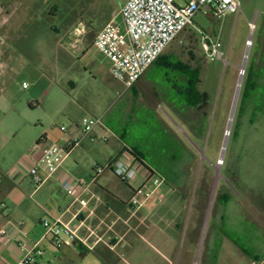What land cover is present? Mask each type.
<instances>
[{
  "label": "crops",
  "instance_id": "1",
  "mask_svg": "<svg viewBox=\"0 0 264 264\" xmlns=\"http://www.w3.org/2000/svg\"><path fill=\"white\" fill-rule=\"evenodd\" d=\"M112 20L115 21L109 19L106 23ZM181 34L177 39L179 45ZM172 43L131 88L124 89L112 79L116 86L114 99L106 97L103 101L101 97L85 104L78 102L82 113L87 111L100 119L90 135L94 141L82 138L78 146L70 147L71 140L81 136L77 126L86 117L77 115L69 125L61 124L67 127L65 133L57 129L53 133L42 132L30 148L27 161L1 174L0 230H5V235H0V264H15L27 252H33L38 264H253V260L264 264V216L255 213L253 217L251 206L239 205L241 218L235 222L225 216L224 202L220 207L224 216L205 219L203 213L193 211V204L184 201L183 180L190 163L198 161L190 153L188 135L192 139L198 137L190 132L186 115L190 111L188 89L199 66L195 58L188 60L180 47ZM160 66L176 72L175 81L166 82L180 100L186 95L185 104L175 106L164 101L167 88L158 85L162 80L153 73ZM250 69L253 71L252 66ZM197 78L200 82L198 74ZM255 85L248 101L253 105L246 108L261 113L264 86ZM159 100L164 101L167 111L158 113ZM191 114L194 117L192 109ZM167 116H173L183 130L177 127L178 132L175 131L166 121ZM51 144L65 149L67 154L58 170L35 187L29 171ZM131 154L137 155L141 164ZM116 158L140 173L147 168L162 179L155 189L150 183L144 187L151 195L139 198L140 207L129 205L133 192L125 184L126 190L115 185V181H120L109 172L99 176L93 173L97 166H105ZM65 181L74 187L72 195L62 189ZM80 200L87 202L85 207ZM44 219L67 225L78 240L60 244L46 234L41 224ZM258 224L262 227L255 233L262 243L253 246L248 235H253L251 226ZM234 237L248 244L252 252L246 251ZM85 239L88 245L82 243ZM37 250L40 255L35 253Z\"/></svg>",
  "mask_w": 264,
  "mask_h": 264
},
{
  "label": "rangeland",
  "instance_id": "2",
  "mask_svg": "<svg viewBox=\"0 0 264 264\" xmlns=\"http://www.w3.org/2000/svg\"><path fill=\"white\" fill-rule=\"evenodd\" d=\"M126 1L0 0V176L25 163L39 135L56 131L52 126L69 125L77 115L97 118L90 112L82 113L79 103L101 97L103 101L106 97L114 99L116 86L109 62L92 41L109 19L121 21L119 11ZM237 1V14L220 19L196 14L194 28L182 32L179 38L182 44L178 40L172 43L188 60L198 61L200 82L192 90L196 94L205 92L208 102L203 109L206 116L195 121L203 119L202 137L192 139L188 135L190 153L198 161L190 163L183 180L184 201L193 204V211L203 213L205 219L224 216L225 212L235 222L241 218L239 205L251 206L252 216H264V111L253 113L246 108L253 105L248 102L241 107L237 128L233 127L250 66L257 76L255 83L264 86V0ZM197 29L219 41L222 59L211 60L204 55L202 35ZM153 73L162 80L158 85L167 88L165 102L175 106L186 103V95L180 100L166 82L175 81V71L160 66ZM164 101L157 102L158 113L167 111ZM188 111L186 117L192 124L191 107ZM167 117L175 131L177 127L183 130L173 116ZM146 160L152 164L149 157ZM115 185L126 190L121 182L115 181ZM260 227L251 226L254 232L248 239L253 246L262 243L255 233ZM234 240L252 252L241 239ZM262 248L264 251V244ZM252 262L259 264L257 260Z\"/></svg>",
  "mask_w": 264,
  "mask_h": 264
},
{
  "label": "built area",
  "instance_id": "3",
  "mask_svg": "<svg viewBox=\"0 0 264 264\" xmlns=\"http://www.w3.org/2000/svg\"><path fill=\"white\" fill-rule=\"evenodd\" d=\"M240 6L237 0H127L119 11L121 24L109 21L95 35L92 46L109 62L111 78L120 83L124 89L131 88L146 70L160 57L163 51L179 35L193 26L196 14L211 19H220L229 13H239ZM253 28L252 25H250ZM198 30V29H197ZM199 31V30H198ZM202 35V51L204 55L213 59H222L220 43L218 40ZM250 43L247 42V47ZM225 61V60H224ZM243 71L239 73L241 76ZM100 123V119L83 117L79 123L80 137L70 142V147L79 145L82 138L91 137L92 130ZM61 133L67 132L66 126H52ZM67 151L56 144H51L43 150L39 162L29 171L35 187L43 184L46 176L54 174L60 167ZM43 171V172H42ZM109 172L118 181L125 184L133 192L129 205L133 208L140 207L139 198L147 199L151 192L144 191L150 183L153 189L162 184V179L154 176L147 168L138 172L135 167L126 161L116 158L105 166H97L93 173L95 176ZM62 189L67 195H72L74 187L70 182H63ZM82 207L87 202L79 201ZM3 203L0 199V210ZM42 227L46 234L51 235L60 244H69L78 237L67 225L57 220L44 219ZM0 235H5V230H0ZM88 239L82 240L88 245ZM36 254H41L36 251ZM15 264H38L33 252H27Z\"/></svg>",
  "mask_w": 264,
  "mask_h": 264
},
{
  "label": "trees",
  "instance_id": "4",
  "mask_svg": "<svg viewBox=\"0 0 264 264\" xmlns=\"http://www.w3.org/2000/svg\"><path fill=\"white\" fill-rule=\"evenodd\" d=\"M198 82L199 81H198L197 74H196V77L194 78L193 83L190 82V88L188 89V107H191V109L194 112V117H193V114L191 117L193 119L192 124H189V127H190L191 133L194 136L201 138L202 137V120L203 119L199 118V121H200L199 123H197V122L195 123V121H197L196 119L201 115H202L201 116L202 118L204 116H206L203 109H205L207 107L208 102H207V94L205 92L198 93V94L193 92L194 90H192V89H193V87H195L198 84ZM255 88H256L255 76L253 74L252 69L249 68L248 72L246 74V78H245V80L242 84V87H241V93H240V99H239V108L236 111V121L234 122V125H233L234 129L237 128L238 121L240 120V118L242 116L241 107L245 106L246 103L252 99V95H253ZM263 94H264V91H263ZM196 116H197V118H196ZM232 135L233 136L235 135V130H233ZM131 155L139 162L140 159L137 155H134V154H131ZM149 171L152 172L151 170H149Z\"/></svg>",
  "mask_w": 264,
  "mask_h": 264
},
{
  "label": "bare ground",
  "instance_id": "5",
  "mask_svg": "<svg viewBox=\"0 0 264 264\" xmlns=\"http://www.w3.org/2000/svg\"><path fill=\"white\" fill-rule=\"evenodd\" d=\"M240 83H241V82H240V79H239L238 84H237V90H236L235 98H234V103H236L237 98H238V88H239V86H240ZM233 113H234V107H232L230 118H232Z\"/></svg>",
  "mask_w": 264,
  "mask_h": 264
}]
</instances>
